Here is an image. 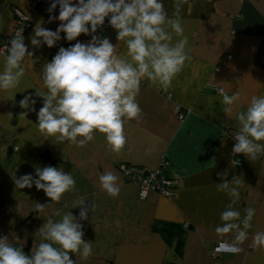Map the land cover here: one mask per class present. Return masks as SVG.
Returning <instances> with one entry per match:
<instances>
[{
  "label": "crops",
  "instance_id": "1",
  "mask_svg": "<svg viewBox=\"0 0 264 264\" xmlns=\"http://www.w3.org/2000/svg\"><path fill=\"white\" fill-rule=\"evenodd\" d=\"M163 4L171 16L174 0H163ZM19 12L29 15L24 42L34 55L30 67L27 58L24 62L26 76L14 90L15 98L10 99L13 93L0 92V237L7 235L11 240L18 236L31 255L34 243L40 242L35 234L46 223L43 216L60 209L72 211L83 225L84 241L93 243V255L80 264H264V249L252 246L254 234L264 231V156L250 161L243 154H232L236 114L247 110L252 96L264 95V0H187L181 15L190 61L167 92L142 82L137 99L143 117L126 124L127 144L120 155L109 154L105 137L98 132L84 147L55 143L38 132L36 113L43 100L35 92L36 88L46 91L43 65L60 47L87 43L91 36L81 34L69 42L61 33L62 39L54 47L45 44L34 49L30 36L35 26L43 22L42 27L55 31L60 21L49 22V17L59 16V6L49 13L33 11L32 0H0V35L15 31ZM96 35L109 38L113 45L118 43L114 28H98ZM125 51L123 46L118 49L119 54ZM220 89L229 95L240 93L230 115L222 111ZM29 94L36 100V112L19 105ZM163 159L171 163L170 174L176 181L173 192L164 196L150 191L141 198L140 186L127 180L121 166L157 168ZM237 160L242 164L235 165ZM47 166L62 167L76 180L77 190L65 193L59 203L35 185L16 188L12 179V175L25 174L38 179L36 167ZM105 171L120 178L118 198L108 196L99 186V175ZM223 172L229 180L236 175L245 181L234 205L241 218L249 206L256 209V215L249 237L241 245L244 251L215 256L220 240L214 230L223 224L220 214L232 199L216 189L223 182L217 173ZM81 197L87 199L89 209L91 203L95 205L93 212L88 211V220H79L81 208L72 209L73 201ZM37 202L51 205L40 213L34 211ZM157 224L179 226L182 233L169 241ZM224 239L231 241L232 235ZM70 256L77 260L75 253Z\"/></svg>",
  "mask_w": 264,
  "mask_h": 264
},
{
  "label": "clouds",
  "instance_id": "2",
  "mask_svg": "<svg viewBox=\"0 0 264 264\" xmlns=\"http://www.w3.org/2000/svg\"><path fill=\"white\" fill-rule=\"evenodd\" d=\"M187 0H174V11L169 16L163 0H52L48 9L53 13L59 6V16H50L49 22L60 21L55 31L37 24L30 36L31 45L38 49L43 45L52 48L62 39L61 33L71 42L81 34L90 35L87 43L77 41L74 45L60 47L54 58L43 65V86L46 91L36 88L35 96L43 100V106L36 113L38 132L45 139L55 143L84 147L92 142L96 133L103 134L109 154L120 155L127 144L125 126L135 120L140 122L143 110L137 97L144 81L149 86L167 92L173 80L190 61L189 38L184 33L182 9ZM106 18L117 32L116 45L109 38L96 35ZM90 25V27H89ZM23 30H17L6 44L7 53L2 56L0 67V92L13 93L26 76V58L31 66L34 51L26 46ZM123 46L124 54L118 49ZM23 90L22 92H24ZM222 111L227 115L233 112L240 99V93L229 95L220 89ZM36 100L32 94L19 101L21 108L36 112ZM22 116H24L22 114ZM236 141L232 154H243L250 161L264 156V95H254L246 111L236 114ZM35 179L25 174L12 179L18 189L43 190L55 203H59L65 193L75 192L76 180L61 167H36ZM223 180L216 184L219 192L232 199L220 214L222 225L215 227L219 238L216 251L239 254L244 251L241 245L249 237V229L256 215V209L249 206L244 216L234 207L240 199V189L244 187L241 176L227 179V172L217 173ZM99 186L112 198L121 193L120 178L112 171L99 175ZM86 198L73 201L72 209L81 208L79 220H88ZM51 204L36 203L34 211L45 213ZM44 223L36 232L39 244L33 245L31 255L24 251V241L7 235L0 237V264H80L88 260L94 252L93 243L85 242L83 225L72 211L57 209L52 215H44ZM58 217L59 219H54ZM232 235L231 241L224 237ZM252 246L264 249V231L252 237ZM70 253H75L74 261Z\"/></svg>",
  "mask_w": 264,
  "mask_h": 264
},
{
  "label": "built area",
  "instance_id": "3",
  "mask_svg": "<svg viewBox=\"0 0 264 264\" xmlns=\"http://www.w3.org/2000/svg\"><path fill=\"white\" fill-rule=\"evenodd\" d=\"M78 2V0H74ZM52 0H32V10L33 11H45L48 10ZM30 27V18L29 15L19 12L17 18V26L15 31L10 35H2L0 37V52L7 53L6 44L8 41L14 36L17 30H23V36L25 37L26 32ZM102 29H112L109 20L106 18L104 25L101 27ZM100 28V29H101ZM168 159H163L161 161L160 166L157 168H150L147 166H132L128 168L125 165H122L121 168L124 171V174L127 180L131 182H135L140 186V197L146 198L150 191H158L160 194L164 196H169L173 189H171V185L174 184V180L167 178L165 176L164 170L165 167L170 165V161ZM165 165L164 167L162 165ZM242 162L240 160L235 161V165L239 166ZM219 243L214 248V255L217 256L219 253L227 252V251H216Z\"/></svg>",
  "mask_w": 264,
  "mask_h": 264
},
{
  "label": "trees",
  "instance_id": "4",
  "mask_svg": "<svg viewBox=\"0 0 264 264\" xmlns=\"http://www.w3.org/2000/svg\"><path fill=\"white\" fill-rule=\"evenodd\" d=\"M2 35H0V37H1ZM168 161V160H167ZM161 164V163H160ZM160 166V165H159ZM163 167L165 166L164 164L162 165ZM171 166V163H170V165L169 166H167V167H165V170H164V175L165 176H167V178H169V179H172V180H174V184L173 185H171V189H174V187H175V184H176V181H175V177L174 176H172L171 174H170V170H169V167ZM157 227L160 229V231L166 236V238L169 240V239H173V237L177 234V233H182V228L181 227H179V226H176V225H168V226H164V227H162L161 226V224H157ZM185 227H187V226H185ZM170 241V240H169Z\"/></svg>",
  "mask_w": 264,
  "mask_h": 264
},
{
  "label": "rangeland",
  "instance_id": "5",
  "mask_svg": "<svg viewBox=\"0 0 264 264\" xmlns=\"http://www.w3.org/2000/svg\"><path fill=\"white\" fill-rule=\"evenodd\" d=\"M99 29H100V28H99ZM101 30H107V29H102V28H101ZM125 166H126V165H125Z\"/></svg>",
  "mask_w": 264,
  "mask_h": 264
}]
</instances>
